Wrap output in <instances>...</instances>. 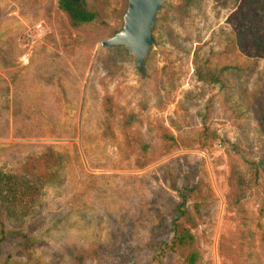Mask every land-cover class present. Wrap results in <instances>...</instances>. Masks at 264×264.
<instances>
[{
  "label": "rangeland",
  "instance_id": "374dc122",
  "mask_svg": "<svg viewBox=\"0 0 264 264\" xmlns=\"http://www.w3.org/2000/svg\"><path fill=\"white\" fill-rule=\"evenodd\" d=\"M87 5L0 0V264H264V0H166L142 68Z\"/></svg>",
  "mask_w": 264,
  "mask_h": 264
},
{
  "label": "water",
  "instance_id": "95a60500",
  "mask_svg": "<svg viewBox=\"0 0 264 264\" xmlns=\"http://www.w3.org/2000/svg\"><path fill=\"white\" fill-rule=\"evenodd\" d=\"M166 0H127L121 28L102 42L103 46H123L135 58L137 68L144 60L155 39L152 29L157 13Z\"/></svg>",
  "mask_w": 264,
  "mask_h": 264
},
{
  "label": "trees",
  "instance_id": "16d2710c",
  "mask_svg": "<svg viewBox=\"0 0 264 264\" xmlns=\"http://www.w3.org/2000/svg\"><path fill=\"white\" fill-rule=\"evenodd\" d=\"M58 7L68 16L73 26L91 22L96 17L95 11L88 7L87 0H58ZM226 68L227 67L215 69L205 68L199 71V78L208 83L217 84L221 88L228 87V81L224 75ZM233 180L240 188L243 183L241 177L235 175ZM181 196L182 201L178 203L176 207L177 214L175 221L172 223V239L168 245L171 249H184L186 246L194 243V235L191 233L190 229L179 221L180 218H191L185 210L186 197L185 195ZM196 257L197 253L195 251L185 254L187 264H194Z\"/></svg>",
  "mask_w": 264,
  "mask_h": 264
},
{
  "label": "built area",
  "instance_id": "2783aa9c",
  "mask_svg": "<svg viewBox=\"0 0 264 264\" xmlns=\"http://www.w3.org/2000/svg\"><path fill=\"white\" fill-rule=\"evenodd\" d=\"M31 29L28 40H34L35 37H40L44 33V28L41 23H36ZM30 38V39H29Z\"/></svg>",
  "mask_w": 264,
  "mask_h": 264
},
{
  "label": "bare ground",
  "instance_id": "6f19581e",
  "mask_svg": "<svg viewBox=\"0 0 264 264\" xmlns=\"http://www.w3.org/2000/svg\"><path fill=\"white\" fill-rule=\"evenodd\" d=\"M25 59V58H24Z\"/></svg>",
  "mask_w": 264,
  "mask_h": 264
}]
</instances>
